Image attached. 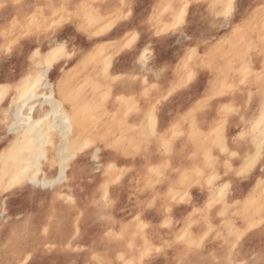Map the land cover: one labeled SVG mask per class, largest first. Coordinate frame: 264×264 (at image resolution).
I'll use <instances>...</instances> for the list:
<instances>
[{"label": "rangeland", "instance_id": "1", "mask_svg": "<svg viewBox=\"0 0 264 264\" xmlns=\"http://www.w3.org/2000/svg\"><path fill=\"white\" fill-rule=\"evenodd\" d=\"M226 1L0 0V52H3V56L2 58H0V76L4 75L6 77H9L16 74L22 68L26 67V64L28 63L27 61H29L27 60L29 50L31 49V47H33L34 44H36V42L48 38V34L50 32L56 31V29L53 28L54 23L60 26V31L65 32L67 35H72L73 33L75 34L73 35V39L75 40V44H77L78 46L77 47L75 45V49L79 58H72L70 66L73 65L72 68H74V70H79L82 66L83 69H80L79 72L76 70L77 72L75 71V73L71 71L72 68L70 70L75 74V77L78 75V78L76 79L79 80L74 79V81L78 82L75 83L73 81L76 86L74 84H71L74 77L70 76L71 72H69L68 70H66V72L68 71V73L65 74L68 76V74L70 73L69 76L72 78L69 80L70 77H68V81L70 82L67 81V78H64V81L68 82V86L66 85L67 87H69L70 85L73 86V89H70L71 86L69 87V89L71 90L70 105L72 103H75L77 108H79L78 103H83L82 105H84H80L82 108H76L74 112L76 113L75 121L77 118L81 120L80 122H77V124H75L77 130L79 129L78 131H80L78 132V136L81 133L80 136L82 141L86 142L87 144H89V142L92 143L88 145L87 149L83 147V149L78 152L77 160L79 162V171L76 180L79 182L81 188L85 193L84 195L80 196V198H74V200L73 197L71 198L66 195L59 194L57 196H53L52 198H50L49 196L41 199L31 195L25 189L11 190L12 192H10L8 195L9 202L12 206L11 209L5 212L0 211V264H127L131 259L133 260H131V264H145V261H151V264H244L242 259H246V264H263L264 258H262L263 255L261 253L264 252L263 243L249 246V250L251 252L253 250L260 252V260H257L255 256L256 261L254 260V257L253 261L252 258H249L250 254H248L247 259L239 253V249L241 247V243L239 242L241 241L242 236L245 235L248 231L254 232V236L257 235V237L264 236V220H262L261 222L259 217L255 218L257 217L256 215H258L259 211L260 214L258 216H260V218L264 214V210H259V207H257L258 211L256 213L254 212L256 211V207H253V212L255 214L250 211L255 217H253L250 212L246 211V214L248 212V214L252 216L253 219L255 218L260 221L255 222L257 220L254 221L249 217L251 219L250 222L253 220L252 223L249 222L251 224V227L249 225L250 228L247 227V220H249V218L245 213H243V211L242 219L245 217L244 220L241 219V214H238L241 211H238L237 213L235 212L236 214H238L235 215V213H233L231 210H228L227 208V210L224 211L226 213L223 214L222 211L220 212L219 216V213L216 211L208 212L207 210H205V206H203L202 210L198 209V212L197 210L194 211L192 213V216L190 215V217L188 214H185L188 216H183V218L178 220L177 223H175L177 221L176 218L172 215L164 217L158 222L152 223V220L148 217V215L143 212L144 219L142 218V221L144 220V222L146 223L144 226L141 223L136 222L139 220V218H137L136 216L138 211H128V209L125 208L118 215H115V213L111 212V209L115 207L113 206L112 200L107 193V188L117 182L120 175L118 169L119 167L118 165H115L116 163L113 164L115 165L112 167L114 169L111 168V170H109L108 164H110L111 160L107 161V151L111 149L119 150L120 146H125L127 143L132 141L135 135H142V131L140 128L137 129L135 123L130 122V124L128 121L129 112L134 108L133 103L126 102L123 108L124 112L122 114L119 111V100L115 102V106L110 107V104L112 103L110 101L111 89L113 86L112 83L115 80V77L111 73L110 67L112 62L114 60H117L118 55L121 52L118 48L113 47L110 42L103 37L111 35L113 39H117V37L114 36L113 33L117 30L119 16L121 14L127 15V13H124L123 10L125 4L132 5L129 10L134 13L136 21L140 20L143 17L146 19L150 27H157L161 29L160 31L158 30L160 34H166L167 32L176 30L177 26H179L180 23L184 21L187 12L191 16L194 14H201L202 16L203 13H207L206 18L209 17L213 20L222 17L225 9L223 7L215 6L219 4L226 5ZM233 1L234 0H232V2ZM162 4H164V6ZM234 8L236 9L235 4ZM182 12L183 16H181ZM69 14H71L72 21L70 24L68 23ZM245 16H242L243 18H240L238 21V24L242 22L239 24L241 27L239 28V30L245 28H252L253 30H263V0L261 3L256 4L254 12L250 16V18ZM105 18L107 19L105 20ZM233 19L234 13H232L230 20L232 21ZM96 21H98V24L100 25H98ZM245 22L247 23L245 24ZM93 23L96 25L94 26ZM109 25H112L113 27L109 28ZM19 26H21L22 28ZM232 26L233 25H231L230 27ZM234 27L235 25L232 28ZM235 28H238V25H236ZM133 32L138 34V30L136 28L129 29L126 33H121V42L123 41L127 43V41L131 39V35L128 34ZM97 33H99V36L97 35ZM123 38L126 39L124 40ZM231 39L232 38H229L228 40L227 38L228 43L226 39L221 43L231 46ZM123 42L121 43V46L124 44ZM10 45L13 49L11 54L5 51ZM101 50H103L102 53H100ZM96 51L98 54L96 53ZM95 55L98 59L95 57ZM79 61L84 62H81L80 64ZM75 64L77 65V67H74ZM78 64H80V66ZM79 76L81 78H79ZM64 77L66 76L64 75ZM88 77H90L91 80H87ZM141 81L143 83H149V81L146 82L144 81V79H141ZM86 88H88V90H86ZM72 91L73 93H76L73 94ZM72 94L73 96L77 94L74 99L72 98ZM93 95L95 96L90 101L91 98L88 99L87 97ZM119 96L122 97L123 94H120ZM85 98L87 99L85 100ZM76 110L82 112V114L78 111L76 112ZM113 111L116 112L115 115H113ZM151 111L153 112V110ZM151 111H149V115L152 113ZM79 116L81 119L79 118ZM108 120L109 122L106 123ZM98 121L101 122L100 125L97 123ZM149 121L151 122V120ZM85 123H87L86 125L89 127H87ZM90 123H92L93 125H91ZM102 124H104V126ZM127 124L133 125L131 126L132 128H130ZM83 126L85 128H83ZM95 126L97 127L95 128ZM99 126H101L102 128ZM101 129H104L105 132L103 130V132H101L100 134L99 130ZM107 129L109 130V133ZM150 129L152 133L155 131L151 127ZM92 130L94 132H92ZM88 133H90V135ZM112 133H114V135H112ZM117 134L119 135V137ZM85 135L90 137H88L87 139ZM123 136L127 138H124ZM84 137L86 139H83ZM105 138H107L108 141ZM105 141H107V144H105ZM92 145H99L101 147L100 156L104 158L103 160H105L106 163L99 167V172H96L93 169L91 170L92 161L86 158L87 151ZM115 168L117 169L115 170ZM99 169H97V171ZM183 176L185 177V174H183ZM183 176L178 178L179 185L184 183L187 178V176L185 178ZM106 193L108 196L107 200L105 199ZM259 202L263 203L264 201L259 200ZM256 206L258 205L256 204ZM261 206H263V204H260V208ZM199 215L202 216L201 219H199ZM262 217L264 218V215ZM135 218H137L138 220ZM204 218L206 219V224L203 222V220H205ZM228 218H231L232 220L230 221V223H228V227L230 224L229 228L232 229L231 224H234L236 228H240V231L244 230L245 227H247L248 229L245 228V230L242 231L243 233L239 232L238 229L235 230L236 232L233 231V234L230 233L228 235L227 232H230V229L224 225V222H228ZM222 219H225V221H223ZM221 220L222 222L219 224ZM107 221H110L112 223L109 228L104 227V223H107ZM149 222L150 225H148ZM207 222L214 224V227H209L210 230L208 228L206 229V232L209 231V233L203 231L205 230V226L207 227L210 225L209 223V225H207ZM245 222H247L246 226ZM253 222H255V226L252 225L254 224ZM186 223H189L188 226H186ZM256 223L258 224L256 225ZM202 231L204 234H206V236L203 235L204 238L202 237V241H198L199 238L197 239L196 235L197 237H201L198 235H201ZM215 231L219 233H215ZM237 232H239L240 234ZM175 233H177L178 235ZM179 233L183 234L182 237L188 240L179 239ZM174 234L178 237H173ZM236 235H239L238 239V236L236 237ZM233 236L236 237L235 240L233 239ZM158 237H163L162 241L164 240V242H162L161 238ZM172 237L175 239H173ZM189 237H192L196 240L192 241L193 239H190ZM158 240L161 242L159 244V246L161 247L156 246L159 243ZM183 241H185V243ZM190 241H192L193 244H191L192 242ZM197 241L198 244H200L199 246L197 244ZM111 248H114V251H112ZM149 248H159L161 251L159 253H153L150 257L144 255L139 257V254H142V249L143 251H147L149 250ZM20 255H22L23 257H20ZM17 257L20 259H18ZM54 258L56 259L55 261ZM23 259L25 260L22 261Z\"/></svg>", "mask_w": 264, "mask_h": 264}, {"label": "crops", "instance_id": "2", "mask_svg": "<svg viewBox=\"0 0 264 264\" xmlns=\"http://www.w3.org/2000/svg\"><path fill=\"white\" fill-rule=\"evenodd\" d=\"M261 2L262 0H234L233 4L236 6L233 11L234 19L230 20L228 25L234 26L235 23L238 25V21L242 16L246 15L249 18L254 12L256 4ZM206 15L207 13H203L202 16L201 14L191 16L187 12L184 21L177 26L176 30L166 34H160L157 27H150L143 17L136 21V23L141 25V28L137 29L138 35L143 37V40L138 41V43L142 45L146 41H150L152 49V62L156 72L152 75L153 77H149V83L141 81L143 68L133 61V56L120 53L117 60H114L111 64V73L115 80L112 83L114 87L112 86L111 89L110 101L112 103L110 107L115 106V102L119 100L120 111L124 112L123 108L126 102L133 103L134 108L129 112L128 121L129 123H135L137 129L140 128L142 131V135H135L134 139H132L133 142L130 141L125 146H120L119 150L111 149L107 151V161L115 162L119 167L120 173L117 180L119 182H115L108 187L109 189L107 188L108 196L115 207L111 209V212L115 213V215L120 214L125 208L132 211H137L138 209V211L142 210V212L146 213L154 223L169 215L175 218H179L181 215L183 217L185 214L191 213L192 210L194 211L196 207L201 210L208 199L206 198V191L208 188L214 187L209 186V177L199 174L201 172H211L208 170L207 165H203L207 162L204 156L206 153H210L211 157L224 156L219 151V148L214 146V142L218 139L217 130L222 127L225 130L226 143L224 147L228 148V153L227 156H224V159H227L231 168L236 170L238 165L240 169L244 166L243 163H246L245 161L249 159L247 157L246 159L245 156L251 153L254 154L255 151L253 150L257 151L260 144L263 143L256 142L259 143L256 147L255 143L253 145L250 142V140L252 142L253 140L255 141L256 138V141H260L262 137L257 133V135L250 138L251 135L256 133L252 132L251 134L250 127L243 128L242 120L249 118L259 105H264L263 101L261 104V100L264 99V29L253 30L245 28L237 29L231 33L233 28L232 30L230 29V32L228 25H222L220 21L222 17L213 20L209 17L206 18ZM226 38H232V47H227L226 44H223L224 46L221 45V42ZM199 45L201 46L199 47ZM219 53L220 56L217 55ZM231 55L232 57L235 56L234 59H232ZM202 61L204 62L202 63ZM162 65L164 66L162 67ZM178 66L180 67L178 68ZM187 69L190 70L187 71ZM189 75L192 76V79L187 81ZM219 76L220 78H218ZM120 94H123V96L120 97ZM226 108H232L236 111L229 113L225 110ZM150 110L156 111V115L160 116L157 118L156 125L160 126H157L156 133H151L149 128L150 115L148 111ZM176 126L178 127L177 129ZM210 126L211 130L208 129ZM252 128L254 129V127ZM243 131L249 132L251 135L246 133L243 141L239 139L234 141V138H239L241 135L237 136ZM208 132L210 137L208 138L207 136V140L205 134H208ZM199 133L202 135L199 136ZM235 133L237 136H235ZM210 138L212 141L209 140ZM259 138L261 139L258 140ZM232 152H236L237 156L232 157ZM203 153L205 154L202 156ZM253 154L250 156L252 157ZM192 166L193 169H189ZM222 166L223 161H221ZM155 168L160 169V175L150 171ZM184 168L185 171L186 168L187 170L189 169L188 172L186 171L187 181H184V184L187 183L186 187L183 184L179 185L177 178ZM254 168L252 169L253 172L251 171L244 179L227 191L224 197L225 200L222 201L223 207L226 204L229 205L232 201H238L236 204L233 202L234 205L231 203L227 208L232 212L234 208V212L237 209V212L241 211V206L244 208L246 205L244 204L245 200L244 205L241 204L243 202L242 199L247 195L251 197L254 192L252 189H255L253 187L258 185L259 188L261 186L262 189L264 188V164H259ZM192 170L194 174H192ZM216 170L215 174H219L218 176L222 177L223 173L220 168H216ZM209 174L210 176L213 175V171ZM188 176L192 179L189 180ZM256 178H259L258 181H255L257 180ZM227 183L230 182L227 181ZM216 185L218 186L219 184ZM169 186L172 189L169 190ZM259 188L257 187V189ZM182 189L185 190L183 191ZM168 191L172 192L169 194ZM234 191L236 192L233 193ZM179 192L180 195H178ZM259 192H262L260 195L264 194L263 191H258L257 193ZM254 194L252 197L258 195ZM249 200L248 203L252 202L251 199ZM221 204L213 211H225L226 207L220 208ZM250 208L248 207V212H250ZM239 243H241L239 253L248 258V254L251 252L249 246L264 244V236L257 237V235L254 236V232L248 231L242 236ZM256 252L257 260H260V252ZM261 253L263 255L262 258H264V252Z\"/></svg>", "mask_w": 264, "mask_h": 264}, {"label": "bare ground", "instance_id": "3", "mask_svg": "<svg viewBox=\"0 0 264 264\" xmlns=\"http://www.w3.org/2000/svg\"><path fill=\"white\" fill-rule=\"evenodd\" d=\"M224 1H226V0H224ZM214 2V1H213ZM227 2V1H226ZM225 2V3H226ZM217 3V2H216ZM169 4V3H168ZM163 6H164V4H162ZM86 6V5H85ZM165 8V7H164ZM82 9H83V7H82ZM234 9L235 8H233V10H232V12H231V14L227 17V18H225V16L223 15L222 16V20H220L221 21V23H222V25H228L229 24V21H230V18H231V15H232V13H233V11H234ZM81 10V9H80ZM166 10H168V9H166ZM171 10V9H170ZM169 12V11H168ZM178 12V11H177ZM219 12V11H218ZM79 13V12H78ZM116 14V13H115ZM253 14V13H252ZM56 16V15H55ZM159 17V16H158ZM178 17V16H177ZM245 17H247V16H245ZM99 18V17H98ZM109 18V17H108ZM160 18V17H159ZM176 18V17H175ZM221 18V17H220ZM241 18H243V17H241ZM250 18V17H249ZM41 19V18H40ZM107 18H105V20H106ZM182 19H183V17H182ZM242 20V19H241ZM257 20V19H256ZM261 20V19H260ZM55 21V20H54ZM83 21V20H82ZM166 21V20H165ZM252 21V20H251ZM60 22V21H59ZM97 22V24H98V21H96ZM102 22H103V20H102ZM176 22V21H175ZM183 22V21H182ZM181 22V23H182ZM186 22V21H185ZM48 23V22H47ZM46 23V24H47ZM84 23V22H83ZM92 23V22H91ZM162 23V22H161ZM180 23V22H179ZM178 23V24H179ZM180 23V24H181ZM240 23H242V22H240ZM239 23V24H240ZM247 22H245V24H246ZM22 24V23H21ZM94 24V23H93ZM163 24V23H162ZM238 24V28H236V29H234L233 28V30H232V27H230L231 25H228L229 27V31L231 32V30H232V32L231 33H233V32H235L237 29H239V28H241L240 27V25ZM38 25V24H37ZM90 25V24H89ZM96 24H94V26H95ZM98 25H100V24H98ZM164 25V24H163ZM172 25V24H171ZM235 25H236V23H235ZM251 25V24H250ZM253 25H255V24H253ZM160 26V25H159ZM158 26V27H159ZM19 27H21V26H19ZM36 27V26H35ZM42 27V26H41ZM90 27V26H89ZM99 27V26H98ZM161 27V26H160ZM219 27V26H218ZM245 27V26H244ZM247 27V26H246ZM22 28V27H21ZM94 28V27H93ZM243 28V27H242ZM13 29V28H12ZM18 29V28H17ZM98 29V28H97ZM159 29V28H158ZM231 29V30H230ZM252 29V28H251ZM14 30V29H13ZM27 30V29H26ZM31 30V29H30ZM93 30V29H92ZM161 29H159V31H160ZM98 31V30H97ZM17 32V31H16ZM19 32V31H18ZM101 32V31H100ZM27 33V32H26ZM29 33V32H28ZM227 33H229V32H227ZM238 33H240V32H238ZM252 33V32H251ZM250 33V34H251ZM186 34V33H185ZM128 35H130V34H128ZM234 35H236L235 33H234ZM180 36V35H179ZM178 36V37H179ZM183 36V35H182ZM231 36V35H230ZM229 36V37H230ZM12 37V36H11ZM233 37V36H232ZM13 38H15V37H13ZM129 38V37H128ZM184 38V37H183ZM240 38V37H239ZM47 39V38H46ZM44 40V42L45 43H47V40ZM124 39V38H123ZM126 39V38H125ZM124 39V40H125ZM179 39V38H178ZM217 39V38H216ZM222 39V38H221ZM16 40H17V38H16ZM38 40V39H37ZM122 40V39H121ZM207 40V39H206ZM224 40V39H223ZM226 40H227V38H226ZM228 40H229V38H228ZM228 40H227V43H228ZM233 40H235L236 41V39L235 38H233ZM9 41V40H8ZM256 41V40H255ZM12 42V41H11ZM123 42V41H122ZM121 42V43H122ZM154 42V41H153ZM37 43V42H36ZM107 43V42H106ZM123 43H125V42H123ZM231 43V42H230ZM233 43V42H232ZM222 44V43H221ZM76 46H77V44H75ZM75 45H74V47H75ZM102 45V44H101ZM108 45V44H107ZM223 45V44H222ZM238 45V44H237ZM237 45H236V47H237ZM99 46V45H98ZM201 45H199V47H200ZM204 46H205V44H204ZM215 46V45H214ZM224 46V45H223ZM78 47V46H77ZM195 47V46H194ZM227 47H229L228 45H227ZM232 47V46H231ZM235 47V46H234ZM235 47V48H236ZM96 48V47H95ZM100 48H101V46H100ZM190 48V47H189ZM196 48V47H195ZM94 49V48H93ZM102 49H103V47H102ZM104 49H106V48H104ZM213 49V48H212ZM217 49V48H216ZM229 49V48H228ZM227 49V50H228ZM232 49V48H231ZM114 50V49H113ZM224 50H225V48H224ZM31 51H35V48L34 47H31ZM47 51H48V49L46 48V47H44L43 48V52H44V54H45V56L47 55ZM75 51H76V49H75ZM92 51H94V50H92ZM102 51L103 50H101V52L100 53H102ZM108 51V50H107ZM115 51V50H114ZM140 51H141V54H144L145 52H146V55H143V59H141V56H139V55H137V56H135L134 58H133V61L136 63V64H138L141 68H143V72L141 73V79H144V81H146V82H148L149 81V77L151 76V77H153L152 75L153 74H155V68H154V64H153V62H152V56H151V53H152V49H151V46H150V41H146L145 43H143L142 45H141V48H140ZM223 51V50H222ZM221 51V52H222ZM239 51V50H238ZM91 52V51H90ZM109 52V51H108ZM226 52V51H225ZM224 52V53H225ZM234 52V51H233ZM96 53H97V51H96ZM95 53V54H96ZM93 54V53H92ZM91 54V55H92ZM98 54V53H97ZM105 54H107V53H105ZM110 54V53H109ZM235 54V53H234ZM243 54V53H242ZM246 54V53H245ZM252 54V53H251ZM29 55H30V51H29V54H28V57H29ZM71 54H69V56H70ZM194 55V54H193ZM217 55H219L220 56V53L219 54H217ZM223 55H225V54H223ZM228 55V54H227ZM90 56V55H89ZM95 57L97 58V56L95 55ZM108 57V56H107ZM106 57V58H107ZM227 57V56H226ZM231 57H232V55H231ZM235 57V56H234ZM234 57H232V59H234ZM240 57H241V54H240ZM244 57V56H243ZM74 58V57H73ZM84 58V57H83ZM102 58V57H101ZM219 58V57H218ZM228 58V57H227ZM239 58V57H238ZM27 59V58H26ZM98 59V58H97ZM223 59V58H222ZM231 59V60H232ZM244 59V58H243ZM27 60H29V61H27L28 63L26 64V67H24V68H22L21 70H19L16 74H14V75H11V76H9V77H6V76H4V75H1L0 76V82H3V83H11V84H13V89H12V91H10V92H7L6 93V95L5 96H3L2 98H0V211H8V210H10L11 209V204H10V202H9V199H8V195H9V193L10 192H12L11 190H13V189H15V190H21V189H25V190H27L31 195H33V196H35V197H37V198H41V199H44L45 197H49L50 196V198H52L53 196H57V195H61V194H63V195H66V196H68V197H73V199L74 198H80V196H82V195H84L85 193H84V191H83V189L81 188V185L79 184V182L76 180V177H77V175H78V171H79V168H78V152L80 151V150H82L83 149V147H84V145L85 144H87L86 142H84V141H82L81 140V133H80V135L78 136V132H80V131H78L77 130V127H76V125L75 124H77V122H80L81 120H79L78 118V121H77V119H76V121H75V114L76 113H74L75 112V109L77 108L76 107V104L75 103H72L71 105H70V101H71V88L73 87V86H69L70 87V89H69V87H67L68 86V82H70V81H68V77H70V76H73L74 78H73V80H72V83L71 84H74L73 83V81H74V79L75 80H79V79H76V78H78L77 76L75 77L74 75V73H75V71L77 70L78 72H79V70L80 69H83L82 67L78 70V69H76V70H74V68H72L73 67V65L72 66H70L71 64V60H72V58H68V57H65L63 60H62V62L61 61H58L57 63L59 64V67L55 70V72L54 73H52V72H49V73H47V74H45V75H41V66L43 65V61H41V60H36L35 62H33V61H31L29 58L27 59ZM82 60V59H81ZM85 60V59H84ZM80 62V61H79ZM82 62V61H81ZM81 62H80V64H81ZM84 62V61H83ZM82 62V63H83ZM204 61H202V63H203ZM238 62H241V61H238ZM90 63H92V62H90ZM134 63V64H135ZM168 63V62H167ZM200 63V62H199ZM207 63V62H206ZM227 63V62H226ZM233 63V62H232ZM262 63V62H261ZM80 64H78L79 66H80ZM109 64V63H108ZM107 64V65H108ZM238 64V63H237ZM240 64V63H239ZM84 65V64H83ZM85 65H87V64H85ZM107 65H106V67H107ZM110 65V64H109ZM181 65H182V63H181ZM248 65V64H247ZM250 65V64H249ZM77 67V65L75 64L74 65V67ZM89 66V65H88ZM92 66V65H91ZM133 66V65H132ZM164 65H162V67H163ZM206 66H208L207 64H206ZM242 66V65H241ZM138 67V66H137ZM180 66H178V68H179ZM71 68H72V70H71ZM111 68V67H110ZM110 68H108V69H110ZM90 69V68H89ZM88 69V70H89ZM107 69V68H106ZM176 69V68H175ZM66 70H68L69 72H71V71H73L74 73H72L71 72V75L69 76V74H68V76L66 75L67 73H68V71L66 72ZM71 70V71H70ZM87 70V71H88ZM91 70V69H90ZM158 70V69H157ZM159 70H161V69H159ZM188 70H190V69H187V71ZM76 71V72H77ZM139 71V70H138ZM163 71V70H162ZM186 71V70H185ZM227 71V70H226ZM225 71V72H226ZM248 71H250V70H248ZM252 71V70H251ZM83 72V71H82ZM228 72V71H227ZM240 72V71H239ZM253 72V71H252ZM262 72V71H261ZM66 73V74H65ZM85 73V72H84ZM229 73V72H228ZM77 74V73H76ZM78 74H83V73H78ZM86 74V73H85ZM162 74V73H161ZM222 74V73H221ZM252 74V73H251ZM64 75L66 76V77H64ZM223 75H224V73H223ZM240 75H242V74H240ZM248 75V74H247ZM262 75V74H261ZM28 76H31L32 77V79H31V81H29V80H27V79H25L26 77H28ZM120 76V75H119ZM225 76V75H224ZM83 77V76H82ZM91 77V76H90ZM90 77H88V79L87 80H91V78ZM156 77V76H155ZM154 77V78H155ZM228 77V76H227ZM64 78H67V81H64L65 79ZM72 77H70L69 78V80L71 79ZM79 78H81L80 76H79ZM218 78H220V76L218 77ZM239 78V77H238ZM182 79V78H181ZM86 80V81H87ZM159 80V79H158ZM185 80V79H184ZM189 79H187V81H188ZM215 80V79H214ZM21 81H23V84L21 85ZM75 83L76 82H78V81H74ZM180 82V81H179ZM94 83V82H93ZM177 83V82H176ZM79 84V83H78ZM77 84V85H78ZM96 84V83H95ZM67 85V86H66ZM75 85V84H74ZM180 85V84H179ZM17 86H19V88H20V90L19 91H16V87ZM76 86V85H75ZM215 86H216V84H215ZM114 87V86H113ZM213 87V86H212ZM231 87V86H230ZM81 88V87H80ZM89 88V87H88ZM88 88H86V90H88ZM97 88V87H96ZM100 88V87H99ZM216 88V87H215ZM73 89V88H72ZM76 89H77V87H76ZM76 89H75V91H76ZM167 89V88H166ZM228 89V88H227ZM85 90V91H86ZM109 90V89H108ZM80 91V90H79ZM92 91V90H91ZM96 91V90H95ZM104 91V90H103ZM78 92V91H77ZM90 92V91H89ZM28 93H31L30 95H28ZM72 93H73V91H72ZM74 93H76V92H74ZM73 93V94H74ZM96 93V92H95ZM95 93H93V94H95ZM98 93V92H97ZM105 93V92H104ZM108 93V92H107ZM251 93V92H250ZM73 94H72V98L74 99V97L77 95H75V96H73ZM92 94V93H91ZM99 94V93H98ZM80 95V94H79ZM95 95H93V96H88L87 98L89 99V98H91L90 99V101L93 99V97H94ZM243 96V95H242ZM21 97H24V99H21ZM78 97V96H77ZM79 98V97H78ZM87 98H85V100L87 99ZM95 99V98H94ZM232 99V98H231ZM5 100L7 101V102H5ZM85 100H83V101H85ZM131 100V99H130ZM15 101V102H14ZM89 101V100H88ZM145 101V100H144ZM264 102V99L263 100H261V104ZM76 102V101H75ZM122 102H124V101H122ZM75 104V105H74ZM83 103H78V107L79 108H82L81 106H84V105H82ZM196 104V103H195ZM81 105V106H80ZM119 106V105H118ZM121 106V105H120ZM119 106V107H120ZM123 106V105H122ZM197 106V105H196ZM74 107V108H73ZM96 107V106H95ZM98 107V106H97ZM118 107V108H119ZM79 108H77V109H79ZM85 108V107H84ZM121 108H123V107H121ZM91 109V108H90ZM93 109V108H92ZM128 109V108H127ZM81 110V109H80ZM130 110V109H129ZM148 110V109H147ZM219 110V109H218ZM78 110H76V112H77ZM93 111V110H92ZM91 111V112H92ZM120 111V110H119ZM127 111V110H126ZM151 111V110H150ZM79 112V111H78ZM105 112V111H104ZM114 112V114L113 115H115V111H113ZM121 112V114L123 113L122 112V110L120 111ZM149 112V111H148ZM152 112V111H151ZM156 112V111H155ZM154 111L150 114V120H151V122H150V125L148 124V123H146V124H148L149 125V128L151 127L153 130H155L153 133H156V128H157V126H160V125H156L157 124V118H158V116L156 115V113H155ZM189 112V111H188ZM194 112V111H193ZM79 113H81L82 114V112H79ZM88 113V112H87ZM110 113V112H109ZM187 113V112H186ZM248 113V112H247ZM78 114V113H77ZM93 114V113H92ZM102 114V113H101ZM100 114V115H101ZM112 114V113H111ZM146 114V113H145ZM85 115V114H84ZM88 115V114H87ZM106 115V114H105ZM119 115V114H118ZM118 115H116V116H118ZM245 115V114H244ZM78 116V115H77ZM90 116V115H89ZM109 116V115H108ZM107 116V117H108ZM115 116V117H116ZM136 116H137V114H136ZM193 116V115H192ZM114 117V116H113ZM112 117V118H113ZM135 117V116H134ZM160 117V116H159ZM262 117H264V105L262 104V105H259V107L255 110V111H253L252 112V114H251V116L249 117V118H244L243 120H242V126H243V128H248V127H250V132H251V134H252V132H255L256 134H253V135H251L249 132H244L243 131V133L244 134H246V133H248L249 135H251L250 136V138L252 137V136H255V135H257V133L259 134V136L260 137H262V139L261 138H259L258 140H260V141H256L257 140V138L255 139V141L253 140V142H252V140H250V142L254 145V143H255V146L257 147V144H259V143H261V142H263L264 143V124H262ZM79 118H80V116H79ZM103 118H104V116H103ZM140 118H141V116H140ZM200 118V117H199ZM81 119V118H80ZM83 119V118H82ZM106 119V118H105ZM105 119H104V121H105ZM114 119V118H113ZM135 119V118H134ZM193 119V118H192ZM37 120H39V121H41V123H39V124H37V123H35V121H37ZM103 120V119H102ZM200 120H201V118H200ZM86 121H88V120H86ZM100 121V120H99ZM97 122L99 125L101 124V122ZM115 121V120H114ZM144 121H146V120H144ZM182 121V120H181ZM31 122V128H29V123ZM93 122V121H92ZM109 122V120L106 122V123H108ZM111 122H112V119H111ZM147 122V121H146ZM164 122V121H163ZM162 122V123H163ZM94 123V122H93ZM102 123H103V121H102ZM114 123V122H113ZM199 123V122H198ZM211 123V122H210ZM82 124H83V122H82ZM87 123H85V125H86ZM91 125H93L92 123H90ZM126 124V123H125ZM131 124V123H130ZM145 124V123H144ZM175 124V123H174ZM205 124V123H204ZM218 124V123H217ZM234 124V123H233ZM84 125V126H85ZM103 126H104V124H102ZM101 125V126H102ZM212 125V124H211ZM229 125V124H228ZM83 126V128H85ZM87 126V125H86ZM101 126H99V127H101ZM108 126V125H107ZM130 128H132L131 126H133V125H128ZM142 126V125H141ZM87 127H89V126H87ZM86 127V128H87ZM97 126H95V128H96ZM105 127H106V125H105ZM105 127H104V129H105ZM252 127H254V129L252 128ZM82 128V129H83ZM91 128V127H90ZM102 128V127H101ZM145 128H146V126H145ZM160 128V127H159ZM178 127L176 126V129H177ZM197 128V127H196ZM211 128V126L208 128V129H210ZM103 129V130H104ZM122 129V128H121ZM134 129V128H133ZM144 129V128H143ZM189 129V128H188ZM212 129V128H211ZM210 129V130H211ZM94 130V129H93ZM92 130V132H94ZM98 130V129H97ZM102 130V129H101ZM101 130H99V133L101 134V132H103V130L101 131ZM113 130V129H112ZM169 130V129H168ZM210 130H208V131H210ZM107 131H108V133H109V130L107 129ZM170 131V130H169ZM195 131H197V130H195ZM199 131H200V129H199ZM206 131V130H205ZM246 131H247V129H246ZM91 132V131H90ZM104 132H105V130H104ZM110 132H111V130H110ZM118 132V131H117ZM167 132V131H166ZM194 132V131H193ZM96 133V132H95ZM128 133H129V131H128ZM152 133V132H151ZM201 133H202V131H201ZM89 135H90V133H88ZM98 134V133H97ZM124 134H126V133H124ZM132 134V133H131ZM130 134V135H131ZM195 134H196V132H195ZM93 135V134H92ZM112 135H114V133H112ZM118 135V134H117ZM121 135H123V134H121ZM160 135V134H159ZM170 135V134H169ZM199 136L200 135H202V134H198ZM206 136H205V138L208 140V138L210 137V134H209V132H208V134H205ZM241 135V133H239V135L237 136L236 135V133H235V136H237V137H239ZM129 136V135H128ZM191 136V135H190ZM204 136V135H203ZM207 136H208V138H207ZM259 136H257V137H259ZM85 137L88 139V137H90V136H86L85 135ZM83 138V139H86V138ZM93 137V136H92ZM94 137H97V136H94ZM106 137V136H105ZM113 137V136H112ZM118 137H119V135H118ZM124 138H127V137H125V136H123ZM99 138H102V137H99ZM103 138H104V136H103ZM108 138V137H107ZM107 138H105L106 140H107ZM123 138V139H124ZM129 138V137H128ZM200 138V137H199ZM201 138H204V137H201ZM212 138V137H211ZM209 139L210 141H212V139ZM104 139V140H105ZM117 139V138H116ZM114 140V139H113ZM128 140V139H127ZM137 140V139H136ZM206 140V141H207ZM108 141V140H107ZM107 141H105V144H107L106 142ZM110 141V140H109ZM195 141V140H194ZM201 141H202V139H201ZM89 142V141H88ZM92 142H94V141H92ZM117 142V141H116ZM133 142V141H132ZM203 142V141H202ZM207 142H209V141H207ZM207 142H205V143H207ZM256 142H259V143H256ZM89 144H92L91 142H89ZM89 144H87V145H89ZM109 144V143H108ZM128 144V143H127ZM165 144H166V142H165ZM208 144V143H207ZM206 144V145H207ZM210 144V143H209ZM163 146H164V144H163ZM239 146V145H238ZM162 147V146H161ZM243 148V147H242ZM242 148H241V150H242ZM257 149V148H256ZM165 150V149H164ZM259 150V147H258V149H257V151L254 149L253 151H255L254 152V154L256 155L257 154V152H259L258 151ZM100 151H101V147L99 146V145H92L89 149H88V151H87V155H86V158L88 159V160H91L92 162H91V170L93 169L94 171H96V172H99L100 171V169H99V167H101L104 163H105V160H103L104 158H102L101 156H100ZM124 151V150H123ZM208 151H209V149H208ZM234 151V150H233ZM252 151V152H253ZM241 152V151H240ZM167 153V152H166ZM229 153H231L230 151H229ZM205 153H203L202 154V156L204 155ZM251 154H253V153H251ZM250 154V155H251ZM253 154V155H254ZM249 155V154H248ZM245 156V158L247 157V158H251V156L249 155V156ZM252 155V157H254ZM178 156H180V155H178ZM212 156V155H211ZM257 156V155H256ZM204 158H205V156H204ZM246 158V159H247ZM206 159V158H205ZM205 159H204V161H205ZM249 159H247L246 161L243 159V161H245L246 163H247V161H248ZM177 161V160H176ZM203 161V163H205ZM109 163V162H108ZM246 163H243L244 164V166H246L247 164ZM106 164V163H105ZM110 164L111 165H113V164H115V162H113V161H110ZM109 165V164H108ZM116 165V164H115ZM115 165H113V166H115ZM144 165V164H143ZM203 165H207V162L205 163V164H203ZM241 165H242V163H241ZM259 165V164H258ZM105 166V165H104ZM159 166V165H158ZM158 166H156V167H158ZM196 166V165H195ZM243 166V167H244ZM238 167H239V165H238ZM238 167H236L237 168V170L239 169ZM241 167V166H240ZM153 168V167H152ZM160 168V167H159ZM242 168V167H241ZM240 168V169H241ZM97 169H99L98 171H97ZM112 169H114V168H112ZM117 168H115V170H116ZM119 169V168H118ZM156 169V168H155ZM189 169H193V166H192V168H189ZM188 169V170H189ZM239 169V170H240ZM183 170V169H182ZM188 170H187V168H186V171L188 172ZM216 170V169H215ZM238 170V171H239ZM254 170H255V168H254ZM261 170V169H260ZM185 171V168H184V170L179 174V176L177 177V178H179V177H181V176H183V174H185V177L187 176V172ZM202 171V170H201ZM211 171V170H210ZM217 171V170H216ZM148 172V171H147ZM212 172V171H211ZM211 172H209V173H211ZM253 172V171H252ZM190 173V172H189ZM188 173V174H189ZM208 172H207V174H206V177H210V174H209ZM217 173V172H216ZM108 174V173H107ZM192 174H194L193 173V170H192ZM118 175V174H117ZM125 175V174H124ZM208 175V176H207ZM219 175V174H218ZM197 176V175H196ZM103 177V176H102ZM184 177V176H183ZM184 177V178H185ZM190 176H188V179L190 180V179H192V178H189ZM115 178V177H114ZM193 179H194V177H193ZM202 179H204V178H202ZM206 179V178H205ZM257 179V178H256ZM259 179V178H258ZM258 179L257 180H255V181H258ZM263 179V178H262ZM147 180V179H146ZM207 180V179H206ZM247 181H248V179H246ZM261 180V179H260ZM184 181V180H183ZM187 181V180H186ZM194 181V180H193ZM264 181V180H263ZM225 183H227V181H224ZM188 183H189V181H188ZM192 183V182H191ZM170 184V183H169ZM168 184V185H169ZM181 184V183H180ZM184 186L185 185H187V183L186 184H184V183H182ZM264 184V183H263ZM190 185V184H189ZM106 186V185H105ZM199 186H200V184H199ZM223 185L222 184H219L218 186L217 185H215L213 188H208V190L206 191V198H208L207 200H206V204H207V202H208V200L210 199V198H212L213 196H216V198H218L219 197V189L222 187ZM186 187V186H185ZM244 187V186H243ZM257 187L259 188V186L257 185ZM257 187H253V188H255V189H252V190H254V192H253V194L254 193H256V194H258L257 196H255V197H252V196H254L253 194L251 195V197H249L248 195V197L247 196H245V198L244 199H242L243 200V202L241 203V204H243L244 203V200H245V203L244 204H246L245 206H244V208H242V206H241V212H239L238 214L240 215L241 214V219H242V216H243V213H245L246 214V211L248 210V207L250 208V206L252 207V209L250 208V211H252L253 212V210H254V208H255V210L256 211H254L255 213L258 211L257 210V207H259L258 209L260 210V209H262V210H264V208H262V207H264V202L263 203H260L259 201H257L258 199L260 200H263L264 199V194H261L262 195V197H261V195H260V193H262V192H259V193H257L258 191H263V193H264V188L262 189V186L259 188V189H257ZM169 188V190L170 189H172L171 188V186H169L168 187ZM109 189V188H108ZM242 189V188H241ZM261 189V190H260ZM144 190V189H143ZM183 191L185 190V189H182ZM194 190V189H193ZM236 190V189H235ZM240 190V189H239ZM229 191V190H228ZM232 191V190H231ZM257 191V192H256ZM20 192V191H19ZM18 192V193H19ZM169 192V194L172 192V191H168ZM167 192V193H168ZM195 192V191H194ZM236 191H234L233 193H235ZM5 193H7V195H5ZM110 193V192H109ZM197 193H198V191H197ZM249 193H251L250 191H249ZM249 193H247V194H249ZM173 194V193H172ZM175 194V193H174ZM90 195V194H89ZM92 195H93V191H92ZM178 195H180V192H179V194ZM198 195V194H197ZM217 195H218V197H217ZM259 196H260V198H259ZM67 197V198H68ZM92 197V196H91ZM225 197V196H224ZM223 197V198H224ZM176 198H178L177 196H176ZM176 198H173V199H176ZM247 198V199H246ZM252 198H255V199H252ZM238 199V198H237ZM249 199H251V201L252 202H249L248 203V200ZM75 200V199H74ZM225 200V198L222 200V201H224ZM235 200V199H234ZM239 200V199H238ZM184 201V200H183ZM236 201V200H235ZM250 201V200H249ZM255 201V203H253ZM256 201H257V203H256ZM176 202V201H175ZM178 202V201H177ZM234 201H232L231 203H233ZM236 202H238V201H236ZM236 202H234L235 204H236ZM250 205H248L247 203ZM228 203V202H227ZM230 203V204H231ZM234 203L232 204V205H234ZM251 203H253V204H251ZM170 204V203H169ZM206 204H204V206L206 205ZM224 204H226V202H224ZM229 204V205H230ZM243 204V205H244ZM254 204H257L258 206H256V205H254ZM260 204L262 205L263 204V206H261V208H260ZM222 206L220 207V208H222L223 207V203L221 204ZM229 205H225L223 208H225V210H227V207H229ZM254 207V208H253ZM74 208H76V207H74ZM167 208V207H166ZM195 208V207H194ZM203 208V207H202ZM222 208V209H223ZM72 209V208H71ZM196 209H197V207H196ZM196 209H194V211L196 210ZM221 209V210H222ZM179 210V209H178ZM191 210V209H190ZM202 210V209H201ZM206 210V209H205ZM234 211H235V208L233 209ZM238 210V209H237ZM237 210H236V213H237ZM246 210V211H245ZM261 210V211H262ZM129 211V210H128ZM138 211V210H137ZM193 210H192V212L191 213H189L188 215H189V217H190V215L192 216V213L194 212ZM220 211V210H219ZM233 211V213H235ZM242 211H243V213H242ZM249 211V210H248ZM82 212V211H81ZM131 212V211H130ZM197 212H198V209H197ZM199 212H200V210H199ZM221 212V211H220ZM220 212H218L219 213V216H220ZM253 212V213H254ZM1 213V212H0ZM137 213V212H136ZM218 213H217V215H218ZM224 213H226V212H224L223 211V214ZM231 213V212H230ZM235 213V215H238V214H236ZM253 213H251L250 212V214H252V216H253ZM254 213V214H255ZM135 214V213H134ZM133 214V215H134ZM207 214V213H206ZM232 214V213H231ZM244 214V215H245ZM260 214V211H259V213H258V215ZM82 215V214H81ZM129 215V214H128ZM188 215H185V216H188ZM249 214H248V212H247V214H246V216L249 218H252L253 219V217H255V216H248ZM258 215H256L257 217H255V218H258L259 217V219L261 220V222H262V220H264V218L261 216V218H260V216H258ZM127 216V215H126ZM136 216H137V218H139V220L137 219V218H135V219H137L138 221H136V222H139V223H141L142 225H144L145 226V222H144V220L142 221V218L144 219V214H143V212H142V210L141 211H138V213L136 214ZM164 217V216H163ZM167 217V216H166ZM181 217H182V215L179 217V218H176V222L175 223H177L178 222V220H180L181 219ZM196 217V216H195ZM198 217H200L199 219H201L202 218V216L201 215H199ZM197 217V218H198ZM204 217V216H203ZM206 217V216H205ZM183 218V217H182ZM207 218V217H206ZM245 218V217H244ZM244 218L242 219V220H244ZM247 218V219H248ZM249 218V220H247L248 221V226L247 227H249V225H250V227H251V224L250 223H252V221L254 220H257V219H253L251 222H250V219ZM194 219V218H193ZM205 219V218H204ZM229 219V220H228ZM228 219H226V220H228V222L226 223V222H224L225 224V226H227L228 227V223H230V221H232L231 220V218H228ZM119 220V219H118ZM123 220H125V219H123ZM127 220H130V219H127ZM126 220V221H127ZM146 220V219H145ZM203 220V219H202ZM223 221H225V219H222ZM222 220L219 222V224L222 222ZM234 220V219H233ZM147 221H149V220H147ZM235 221V220H234ZM119 222V221H118ZM133 222V221H132ZM183 222H185V221H183ZM190 222V221H189ZM203 222L206 224V219L205 220H203ZM250 222V223H249ZM255 222H260V221H255ZM255 222H253L254 224H252V225H254L255 226ZM127 223V222H126ZM129 223V222H128ZM153 223V222H152ZM209 222H207V225H209V226H205V230H203V231H205L206 232V229L208 228L209 230H210V228L209 227H214L213 225L214 224H211V223H209ZM232 223V222H231ZM78 224V223H77ZM124 224V223H123ZM162 224V223H161ZM168 224V223H167ZM184 224V223H183ZM189 224V223H188ZM188 224L186 223V226H188ZM258 223H256V225H257ZM260 224V223H259ZM112 225V223L109 221H107V223L105 222L104 223V227H107V228H109L110 226ZM148 225H150V222H149V224ZM232 226V229L231 228H229L230 227V224H229V229H230V232L228 231L227 233H228V235L231 233V234H233L232 232L233 231H235V230H238L239 232H242V231H244L245 230V228L246 229H248L247 227H245L244 228V230H241L240 231V228H236V226L234 225V224H231ZM247 225V222H245V226ZM114 226V225H113ZM122 226V225H121ZM235 226V227H234ZM125 227V226H124ZM181 227V226H180ZM211 227V228H212ZM224 227V226H223ZM249 227V228H250ZM81 228V227H80ZM120 228H122V227H120ZM182 228V227H181ZM203 228V227H202ZM222 228V227H221ZM141 229H143V228H141ZM188 229V228H187ZM243 229V228H242ZM219 230V229H218ZM217 230V231H218ZM226 230H228V229H226ZM162 231V230H161ZM182 231V230H181ZM203 231H202V233H201V235L199 234L198 236H201V237H197V235H196V238L198 239L199 238V240L198 241H200L201 239H203L204 238V236L203 235H205L206 236V234H204L203 233ZM217 231H215V233L217 232ZM220 231V230H219ZM80 232V231H79ZM177 232V231H176ZM178 232H179V230H178ZM208 233H209V231H207ZM206 232V233H207ZM236 232V231H235ZM239 232H237V233H239ZM122 233V232H121ZM181 233V232H180ZM179 233V234H180ZM217 233H219V232H217ZM236 233V234H237ZM243 233V232H242ZM149 234V233H148ZM175 234H177V233H175ZM174 234V236L173 237H175V236H177V235H175ZM185 234V233H184ZM240 234V233H239ZM147 235V234H146ZM170 235H171V233H170ZM172 235H173V233H172ZM182 235L183 234H180V237H182ZM214 235V234H213ZM242 235V234H241ZM161 236V235H160ZM217 236V235H216ZM235 236V235H234ZM233 236V239L235 240L236 239V237H237V239L239 238V235H236V237H234ZM150 237H151V235H150ZM172 237V238H173ZM178 237V236H177ZM179 237V238H180ZM203 237V238H202ZM222 237V236H221ZM132 238V237H131ZM158 238H161V237H158ZM190 238V237H189ZM192 238V237H191ZM190 238V239H191ZM151 239V238H150ZM155 239V238H154ZM162 239H163V237L161 238V241H162ZM166 239V238H165ZM173 239H175V238H173ZM185 239V238H184ZM183 239V240H184ZM193 239V238H192ZM223 239V238H222ZM143 240V239H142ZM185 240H188V239H185ZM194 240H196V239H193L192 241H194ZM154 241V240H153ZM159 241V240H158ZM192 241H190V242H192ZM198 241H197V244H198ZM202 241V240H201ZM99 242V241H98ZM162 242H164V240L162 241ZM184 243H185V241H183ZM234 242V241H233ZM232 242V243H233ZM161 242L159 241V243H158V245H156L157 247H161V246H159V244H160ZM201 243V242H200ZM189 244V243H188ZM191 244H193V242L191 243ZM190 244V245H191ZM57 245V244H56ZM55 245V246H56ZM145 245V244H144ZM194 245H196V244H194ZM200 244H198V246H199ZM232 245V244H231ZM37 247H39V246H37ZM152 247V246H151ZM112 249V248H111ZM110 249V250H111ZM114 249V248H113ZM112 249V251H114ZM150 249V248H149ZM24 250V249H23ZM39 250V249H38ZM19 252V251H18ZM142 254L140 255L139 254V257H141L144 253H145V251H143V249H142ZM25 253V252H24ZM17 254V253H16ZM197 254V253H196ZM12 255V254H11ZM19 255V254H18ZM113 255V254H112ZM137 255H138V253H137ZM257 255V252L256 251H252L251 253H250V255H249V258H252V260H253V257H254V260H255V256ZM22 255H20V257H21ZM29 256V255H28ZM27 256V257H28ZM23 257V256H22ZM56 257V256H55ZM136 257H138V256H136ZM245 257V256H244ZM18 258V257H17ZM257 258V257H256ZM18 259H20V258H18ZM140 259V258H139ZM248 259V258H247ZM25 259H23L22 261H24ZM56 259L54 258V261H55ZM132 260V259H131ZM131 260H129L128 261V263L127 264H131ZM70 261V260H69ZM133 261V260H132ZM242 261H243V263L244 264H246V259H242ZM251 261V260H250ZM71 262V261H70ZM69 262V263H70ZM140 262V261H139ZM15 263V262H14ZM51 264H53V263H51Z\"/></svg>", "mask_w": 264, "mask_h": 264}, {"label": "snow or ice", "instance_id": "4", "mask_svg": "<svg viewBox=\"0 0 264 264\" xmlns=\"http://www.w3.org/2000/svg\"><path fill=\"white\" fill-rule=\"evenodd\" d=\"M131 7L132 5L125 4L123 10H124V13H127V15L121 14L118 18V27H117V30L113 33V35L116 36L117 39H113L111 35L103 37V38L108 40L113 47L118 48L122 55H131L133 57L139 55L141 56V59H143V55H146V52L144 54H141V51H140L141 45L138 43V41L143 40V37L141 35H138L135 32L129 33L131 35V39H129L127 43H124L121 46V33H126L127 30L129 29H133V28L140 29L141 28V25L136 23V17L134 13L129 10ZM215 7H223L225 9L223 12V15L225 16V18H227L231 14L234 8V4L232 0H227L226 5L219 4V5H216ZM181 16H183V12L181 13ZM71 22H72L71 14H69L68 23L70 24ZM112 27H113L112 25H109V28H112ZM53 28L56 29V31L50 32L48 34L47 43H45L44 40L42 39L41 41H38L36 44L33 45V47L35 48V51H31V49L29 50L30 55L28 58L31 61L33 62H35L36 60L43 61V65L41 66L42 76L49 72L54 73L55 70L59 67V64L57 62L58 61L62 62V60L65 57L79 58L75 51V47H74L75 40L73 39V35L75 34L73 33L72 35H67L65 32L60 31V26L56 25L55 23L53 24ZM97 35L99 36V33H97ZM44 47L48 49L46 56L43 52ZM12 50H13L12 46L10 45L8 49H6L5 51L11 54ZM69 54L71 55L69 56ZM2 56H3V52H0V58H2ZM25 79L31 81L32 77L28 76ZM191 79H192V76L189 75V80ZM20 83L22 85L23 81H21ZM12 89H13V84L0 82V98L5 96L7 92L12 91ZM19 90L20 88L19 86H17L16 91H19ZM30 94L31 93H28V95ZM21 99H24V97H21ZM165 99H167V97H165ZM5 102L7 101L5 100ZM225 110L229 113L236 111L235 109H232V108H226ZM261 122L262 124H264V117H262ZM35 123L39 124L41 123V121L37 120L35 121ZM31 126L32 125L30 122L29 128H31ZM217 133H218V139L217 141L214 142V146L219 148V151L223 153L224 156H227L228 148L224 147V144L226 143V139H225L226 133H225L224 128L222 127L218 129ZM244 135H245L244 133H241V136L239 138H234V141L235 139H239L243 141ZM84 148L87 149L88 145L85 144ZM231 155L232 157H236L237 153L232 152ZM224 156L211 157L210 153L205 154V158L207 161V168L208 170L213 171V175H211L208 178L209 186L213 187L216 184L223 185L219 189V198H216L215 196H213L212 198L208 200L207 204L205 205V209L208 212H212L213 209L217 208L222 203L223 197L226 195L227 191L230 188H232L236 183H238L240 180L244 179L252 171L254 167H256L258 164H264V143L260 144L259 152L257 156L249 158L248 164L242 167L239 171H237L234 168H231L228 160L224 159ZM221 161H223L222 167H221ZM112 167L113 165L109 164V170H111ZM216 168H220V171L223 173L222 177L215 174ZM150 171L155 172L157 175L161 174L160 169H152ZM199 174L203 176V175H206L207 173L201 172ZM224 181H229L230 183H225ZM118 182L119 181H117V183ZM5 195H7V193H5ZM105 199L106 200L108 199L107 193L105 194ZM149 207H151V205H149ZM179 239L182 240L184 238L180 237ZM160 251L161 250L159 248L149 249L145 251L143 255L150 257L153 253H159ZM145 264H151V261H145Z\"/></svg>", "mask_w": 264, "mask_h": 264}]
</instances>
